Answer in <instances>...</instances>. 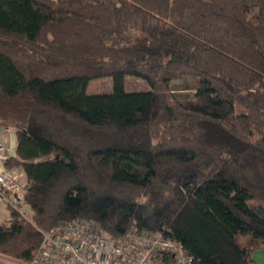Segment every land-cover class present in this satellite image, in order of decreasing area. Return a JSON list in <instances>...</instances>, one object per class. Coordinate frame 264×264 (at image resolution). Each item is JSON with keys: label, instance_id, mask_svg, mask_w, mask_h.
<instances>
[{"label": "trees", "instance_id": "trees-1", "mask_svg": "<svg viewBox=\"0 0 264 264\" xmlns=\"http://www.w3.org/2000/svg\"><path fill=\"white\" fill-rule=\"evenodd\" d=\"M131 76L87 95L95 79ZM0 126L26 177L0 255L95 221L179 242L194 264L264 247V0H0Z\"/></svg>", "mask_w": 264, "mask_h": 264}, {"label": "built area", "instance_id": "built-area-1", "mask_svg": "<svg viewBox=\"0 0 264 264\" xmlns=\"http://www.w3.org/2000/svg\"><path fill=\"white\" fill-rule=\"evenodd\" d=\"M0 131V197L18 193L22 185L13 171L4 167L9 149ZM25 192V191H24ZM25 264H194L181 244L160 234L130 228L119 240L109 238L91 220L60 224L42 240L32 259Z\"/></svg>", "mask_w": 264, "mask_h": 264}, {"label": "crops", "instance_id": "crops-1", "mask_svg": "<svg viewBox=\"0 0 264 264\" xmlns=\"http://www.w3.org/2000/svg\"><path fill=\"white\" fill-rule=\"evenodd\" d=\"M8 128V127H7ZM3 130V127L0 126V131ZM4 141L6 143V146L9 149V157L10 158H16V137L15 133L12 128H9L8 133H3ZM2 171V165L0 164V172ZM10 171H13L19 180L20 184L22 185V190H20L18 193H11L7 196V201L2 199L0 197V223H3L10 218V212L8 209V203L15 204L19 202L21 206H24L22 202V197L25 191L26 186V177L24 172L21 169H12ZM254 264H264V247L259 249L253 254Z\"/></svg>", "mask_w": 264, "mask_h": 264}, {"label": "rangeland", "instance_id": "rangeland-1", "mask_svg": "<svg viewBox=\"0 0 264 264\" xmlns=\"http://www.w3.org/2000/svg\"><path fill=\"white\" fill-rule=\"evenodd\" d=\"M120 85L128 93L149 91V87L142 80L131 77H111L92 80L86 90L87 95L105 94L112 91L113 87ZM22 211L29 216V211L22 206ZM0 264H20L14 260L2 257L0 255Z\"/></svg>", "mask_w": 264, "mask_h": 264}]
</instances>
